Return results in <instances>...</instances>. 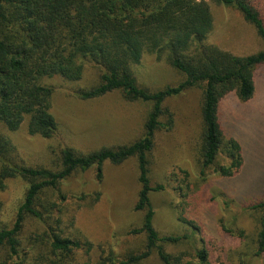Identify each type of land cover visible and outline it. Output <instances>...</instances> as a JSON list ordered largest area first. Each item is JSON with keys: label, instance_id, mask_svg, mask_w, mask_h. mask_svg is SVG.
Wrapping results in <instances>:
<instances>
[{"label": "trees", "instance_id": "1", "mask_svg": "<svg viewBox=\"0 0 264 264\" xmlns=\"http://www.w3.org/2000/svg\"><path fill=\"white\" fill-rule=\"evenodd\" d=\"M210 1L236 7L264 40V0H0V127L16 132L28 118L30 135L54 137L58 130L51 112L54 89L43 79L59 76L79 81L87 62L100 69V78L95 85L78 90L79 99L91 100L119 91L128 101L152 104L141 138L85 154L65 147L60 152L57 170L18 163L16 146L0 130V193L8 179L20 178L28 185L25 200L10 227L1 225L0 200V249H5L8 260L15 264H141L156 252L162 264H211L210 251L198 236L200 229L193 221L182 218L193 228L183 235L161 236L155 228L150 194L163 186H152L149 159L156 131L173 126L165 100L201 86L202 177L211 166L223 176H234L248 161L242 143L234 137L227 138L219 106L231 93L243 102L254 98L256 69L264 64V48L239 56L207 43L214 24ZM146 54L166 61L183 73L185 80L154 92L140 86L133 67ZM163 115H168L165 123L161 120ZM222 154L230 159L228 165L216 162ZM131 157L137 158L139 168L140 191L135 210L145 212L142 226L131 233H145L144 250L121 258L112 247L100 245L99 257L93 261V242L80 235H62L55 224L45 233L33 235L28 250L22 248L20 235L25 220L32 216L46 223L45 213L58 207L55 200H42L49 189L58 191L74 173L92 168L101 180L105 162L119 165ZM60 199L65 201L67 197L60 194ZM248 209L258 215L254 256L264 257V199L248 205ZM55 221L61 222L59 218ZM224 230L243 235L225 226ZM185 242L190 249L178 253L166 249V245ZM33 249L36 251L30 255Z\"/></svg>", "mask_w": 264, "mask_h": 264}, {"label": "rangeland", "instance_id": "2", "mask_svg": "<svg viewBox=\"0 0 264 264\" xmlns=\"http://www.w3.org/2000/svg\"><path fill=\"white\" fill-rule=\"evenodd\" d=\"M209 5L214 24L207 43L239 56L264 48V40L256 28L236 7L212 1ZM133 71L138 84L151 92L185 80L183 73L150 54L144 55L141 62L134 65ZM100 72L97 66L87 62L79 81H68L59 76L43 79L54 89L51 112L58 122V130L52 138L30 135L28 118L16 132L0 127L16 146L18 163L57 170L60 168V152L65 147L85 154L103 147L126 145L144 135L152 104L128 101L119 91L91 100L76 96L78 90L98 83ZM255 80L257 91L250 101L243 102L231 93L221 100L219 106L227 138L234 137L242 143L248 160L237 174L223 176L211 166L206 170L205 178L201 175V86H194L165 100L164 107L173 116V126L169 130L160 128L156 131L154 147L149 155L151 184L163 186L150 194L155 228L161 236L183 235L192 232L193 228L182 218L193 221L200 229L198 236L210 251L211 264H241L242 261L244 264H264V257L254 256L258 215L248 209V205L264 199V64L256 69ZM161 120L167 122L168 115H163ZM216 162L228 165L230 159L222 154ZM27 187L20 178L6 181V188L0 193L3 227L14 223L17 210L25 200ZM139 191L136 157L119 165L105 162L101 180L95 168L76 172L64 180L58 191L49 189L42 196L44 202L57 201L58 207L45 213L46 223L32 216L25 220L20 235L22 248L28 250L33 235L45 233L55 224L60 227L62 235H80L93 242L95 248L90 255L93 261L99 257L100 245L112 247L121 258L139 253L146 246V235L131 233L144 221L145 212L135 210ZM60 194L66 195L67 199L62 201ZM58 218L60 224L55 221ZM224 226L241 231L243 235H232L224 230ZM166 249L170 253H178L190 249V245L188 242L170 244ZM35 251L31 250L30 255ZM4 262L15 264V261L8 260L5 249H0V264ZM141 264L162 262L154 252Z\"/></svg>", "mask_w": 264, "mask_h": 264}]
</instances>
